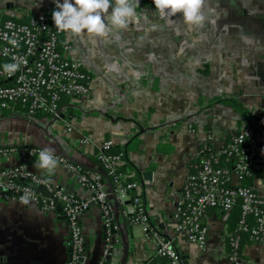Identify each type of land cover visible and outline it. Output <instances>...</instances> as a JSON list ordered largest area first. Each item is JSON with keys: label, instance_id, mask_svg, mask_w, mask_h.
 <instances>
[{"label": "crops", "instance_id": "crops-1", "mask_svg": "<svg viewBox=\"0 0 264 264\" xmlns=\"http://www.w3.org/2000/svg\"><path fill=\"white\" fill-rule=\"evenodd\" d=\"M53 2L1 1L31 13ZM136 10L139 23L106 38L63 32L70 56L83 62L90 76L89 96L68 117L72 132L53 129L44 118L5 114L0 116V143L50 148L93 168L90 156L103 139H112L125 154L123 174L140 183L153 230L171 239L182 264H264V239L244 243L238 263L229 260L224 214L208 213L205 249L177 237L171 219L175 193L199 162L201 145L217 148L247 123L264 149V0H206L203 27H187L179 13L166 22L146 1L137 2ZM235 95L244 115L223 102L208 104ZM84 131L90 143L80 151L75 142ZM34 161L30 169L45 181L80 191L60 164L48 173L35 168ZM259 167L252 184L264 198V157ZM59 213L0 199V264H63L69 229ZM116 217L121 243L110 264H146L154 242L145 239L141 225L127 224L117 211ZM81 229L86 246L80 264H96L103 244L97 208L86 213Z\"/></svg>", "mask_w": 264, "mask_h": 264}, {"label": "built area", "instance_id": "built-area-1", "mask_svg": "<svg viewBox=\"0 0 264 264\" xmlns=\"http://www.w3.org/2000/svg\"><path fill=\"white\" fill-rule=\"evenodd\" d=\"M140 1L153 3H136ZM55 7L53 2L38 13H31L28 9L7 8L0 2V116L7 110L29 119L40 113L50 127L69 134L74 126L65 107L81 109V101L90 94V76L83 62L70 56V44L63 39V31L55 27ZM10 39L17 44H10ZM5 63H15L18 68L6 72ZM89 143V134L84 131L75 148L81 151ZM113 146L112 139H103L97 146L98 158L109 179L106 181L99 174L81 173L65 155L53 153L57 163L77 183V193L45 181L30 169L29 163L37 159L43 148L27 143H0V199L36 203L46 211L55 212L60 207L58 215L69 229L63 264H80L86 246L81 222L90 209L97 208L103 225V244L96 264H110L117 258L121 243L118 214L116 217L115 205L110 201L114 194L121 207L119 215L130 224L141 225L145 239L154 242L151 258L162 256L169 264H182L171 239L153 230L139 181H126L125 175L117 172L123 154L112 153ZM263 157L257 130L248 125L240 126L217 148L208 142L201 145L199 162L175 193L173 233L205 249L208 213L217 211L227 217L237 207L238 223L231 233L226 230L225 238L229 260L238 263L243 234L255 242L264 239V198L254 185L245 184Z\"/></svg>", "mask_w": 264, "mask_h": 264}, {"label": "clouds", "instance_id": "clouds-1", "mask_svg": "<svg viewBox=\"0 0 264 264\" xmlns=\"http://www.w3.org/2000/svg\"><path fill=\"white\" fill-rule=\"evenodd\" d=\"M55 4L52 12L55 27L74 36L106 38L142 19L136 10V0H55ZM153 4L166 22H171L177 13L187 27H203L208 20L203 11L206 0H153ZM210 11L215 12L214 9ZM9 43L15 46L17 41L10 39ZM3 68L6 72H14L18 65L5 63ZM56 165L53 150L44 148L33 166L50 173Z\"/></svg>", "mask_w": 264, "mask_h": 264}, {"label": "trees", "instance_id": "trees-1", "mask_svg": "<svg viewBox=\"0 0 264 264\" xmlns=\"http://www.w3.org/2000/svg\"><path fill=\"white\" fill-rule=\"evenodd\" d=\"M147 2V1H146ZM150 3V2H148ZM153 4V3H151ZM215 102H223V103H226V104H229L231 105L237 113L241 114V115H244L245 114V111H244V106L243 104L239 101V99L237 98V96H231V97H225V98H221V97H218V98H213L209 101L208 104H212V103H215ZM12 111H5L4 112V115L5 114H14V113H11ZM73 112V109L70 107V106H67L65 107V113L67 115V117H70V114ZM19 115V114H17ZM43 114H40V113H36L35 116L33 118H43ZM246 125L248 126H251L253 127L252 125H249L246 123ZM254 128V127H253ZM230 137V136H229ZM229 137L227 139H229ZM226 139V140H227ZM112 153H118V152H122L123 156H122V162L124 160V152L122 149H120L117 145H114L112 147ZM91 158V161L95 164V166L93 168H87V167H84L82 165H80L79 163L71 160L70 158L67 157V159L69 160V162H71L73 165H75V167L81 172V173H94V174H99L101 176L102 179H104L105 181L108 179V176L106 175V171L105 169L103 168L99 158H98V152L96 151L95 155H91L90 156ZM128 166V164L125 162V163H121L117 169V172L119 173H124V169H126ZM260 167H256L254 170H253V173L250 177L247 178V180L245 181V184L246 185H253L252 184V177L254 175H256V171L259 170ZM109 180V179H108ZM126 181H133V180H136V178H133V177H126L125 179ZM111 188L112 190H114L115 186L112 184L111 185ZM110 201L115 205L117 203V199L115 197L114 194H111L110 195ZM115 210L117 212H120L121 211V207L118 205H115ZM239 216H240V212H239V209L236 207L230 214H228L227 216V219H226V226H227V231L228 233H231L237 223H238V220H239ZM126 223L127 224H130L128 222L127 219H125ZM251 243V242H255L254 240L250 239L248 237L247 234H243V237H242V240H241V245H240V249L241 247L244 245V243ZM226 243H227V237H226ZM227 248H229V245L227 244ZM146 264H169L168 263V259L165 258V257H162V256H153L152 258H150V260L146 263Z\"/></svg>", "mask_w": 264, "mask_h": 264}, {"label": "water", "instance_id": "water-1", "mask_svg": "<svg viewBox=\"0 0 264 264\" xmlns=\"http://www.w3.org/2000/svg\"><path fill=\"white\" fill-rule=\"evenodd\" d=\"M57 210L60 211V207H57Z\"/></svg>", "mask_w": 264, "mask_h": 264}, {"label": "rangeland", "instance_id": "rangeland-1", "mask_svg": "<svg viewBox=\"0 0 264 264\" xmlns=\"http://www.w3.org/2000/svg\"><path fill=\"white\" fill-rule=\"evenodd\" d=\"M2 0H0V2H1Z\"/></svg>", "mask_w": 264, "mask_h": 264}]
</instances>
